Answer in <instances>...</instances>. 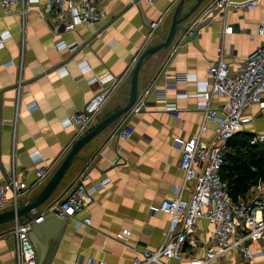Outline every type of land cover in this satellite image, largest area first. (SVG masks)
Segmentation results:
<instances>
[{
	"label": "crops",
	"instance_id": "obj_1",
	"mask_svg": "<svg viewBox=\"0 0 264 264\" xmlns=\"http://www.w3.org/2000/svg\"><path fill=\"white\" fill-rule=\"evenodd\" d=\"M134 1L96 0L106 16L97 23L78 25L69 31L48 9V0H28L23 34L17 13L20 5L15 4L16 13L9 15L0 8V32L10 33L0 47V183L13 172L29 186L27 197L32 196L77 137L125 103L138 55L167 34L179 0ZM210 1L203 4L202 13ZM193 3L194 0L184 1L179 15ZM205 16L208 18L200 22L196 35L186 38L185 29H177L170 44L142 63L136 100L144 101L143 108L123 113L77 151L53 190V197L58 198L80 177L87 186L106 176L110 180L93 193L90 203L67 217L47 264H129L142 249H154L162 243L169 214L152 211L150 205L172 197L173 186L183 180L179 167L181 151L174 146V137L193 135L203 120L192 95L195 81L190 77H207V68L220 53L235 72L262 41V36L255 33L258 23H264L262 4L242 11L228 7L224 12L211 11ZM197 21L188 18L182 23L198 26ZM71 43H76L75 49L67 47ZM80 61L89 68L82 71ZM61 64L66 65L67 71L57 74L55 68ZM107 75L111 78L104 83L98 81ZM180 92L188 95H177ZM96 93H104L105 99L84 132L77 133L75 127L61 124L67 114L82 108ZM32 96L37 106L29 108ZM224 100L215 94L210 106L219 107ZM169 103L179 107L182 120L166 110ZM246 113L253 117L242 131L263 132L264 107L252 104ZM204 123L207 136L214 122L205 119ZM233 148L226 143L225 150ZM37 155L40 160L34 162L33 156ZM42 164L49 165V174L40 183H33L35 169ZM253 190L264 197V178L258 176L242 197L247 199ZM183 194L188 195V190ZM54 200L46 202L40 211ZM86 217L90 219L88 224L77 221ZM14 225L13 220L0 223V264H17ZM124 228L129 233L117 237ZM211 229L207 219H198L192 235L196 243L184 247L182 258L168 262L191 264L193 257L203 254L200 239L209 235ZM247 244L251 249L258 246L256 241ZM209 264H264V257L243 261L232 250Z\"/></svg>",
	"mask_w": 264,
	"mask_h": 264
},
{
	"label": "built area",
	"instance_id": "obj_2",
	"mask_svg": "<svg viewBox=\"0 0 264 264\" xmlns=\"http://www.w3.org/2000/svg\"><path fill=\"white\" fill-rule=\"evenodd\" d=\"M27 1L0 0V8L4 15L15 14L13 6L20 5L17 13L20 15L21 34L25 29L23 16L27 9ZM257 4L264 7V0H211L204 13H210L213 9L224 12L228 7L236 11L248 10ZM48 9L53 12L60 25L69 31L78 25L97 23L106 16V11L97 6L96 0H48ZM151 25L154 26L155 22ZM194 25H189L185 30V36L193 34ZM242 31L247 32L245 28H242ZM255 33L262 36V41L247 56L239 70L231 71L220 53L218 59L207 68V77L202 79L195 75L190 77L195 81L192 95L197 99L196 107L202 111L203 120L193 135L187 138L179 135L174 137L173 144L181 151L179 167L183 170V180L173 186L172 197L150 205L152 211L169 214L167 231L157 248L142 249L131 258L129 264H170L168 260L182 258L184 247L196 243L192 235L195 223L200 218L207 219L212 229L209 235L200 239L203 254L193 257L191 264H209L232 250H236L243 261L264 257V197L253 190L247 199L242 196L234 199L230 195L227 181L221 176L227 140L252 120L253 116L246 113V109L252 104L264 107V23H258ZM9 35V32H0V47L4 45ZM76 46V43L67 44L69 49H75ZM83 62L80 61L79 65L82 71H85L89 65ZM55 71L57 74H64L67 71L66 65L57 66ZM109 78L111 76L107 75L98 81L104 83ZM215 94L225 98L219 107L210 106V99ZM177 95L188 94L180 92ZM104 99V93H96L82 108L67 114L61 124L64 127H75L77 133L84 132L92 123ZM36 106L37 103L32 96L28 107ZM143 106V100H135L128 111L135 113ZM166 110L182 120L181 110L175 103L167 104ZM205 119L214 122V127L207 136H204L207 129ZM250 143L262 146L264 163V131L253 133ZM39 160V155L33 156L34 162ZM48 174V164L38 165L33 183H40ZM109 180L110 178L106 176L87 186L82 177L78 178L33 221L41 220L42 214L46 211L65 217L74 216L93 200V193ZM189 181L193 183L189 184ZM28 187L18 180L13 172L6 176L0 183V210L7 205L15 206L18 201L26 198ZM185 189L188 190V195L183 194ZM31 221L26 219L22 222L14 221L17 264H36V252L27 234ZM77 221L88 224L90 219L86 217ZM128 233L129 229L124 228L116 236L122 238ZM249 241H256L257 248L251 249L247 244Z\"/></svg>",
	"mask_w": 264,
	"mask_h": 264
},
{
	"label": "water",
	"instance_id": "obj_3",
	"mask_svg": "<svg viewBox=\"0 0 264 264\" xmlns=\"http://www.w3.org/2000/svg\"><path fill=\"white\" fill-rule=\"evenodd\" d=\"M184 1L186 0L178 1L167 34L165 36L162 35L160 41L146 47L138 55L130 76V88L125 103L99 119L91 128L77 137L59 165L35 194L21 199L15 206L0 210V223L11 220L21 222L25 219L32 220L31 226L27 230V234L36 252V264H47L50 260L67 217L60 216L52 211H46L42 214V219L38 222L33 221V219L41 216L39 206L52 194L58 182L76 156L77 151L106 125L131 108L137 98V75L140 66L155 51L170 44L177 29L186 30L189 27V23H182V21L188 18H194V20H198L197 22H199L198 26H193V34L186 35V38H189L197 34L200 22L202 24V22L208 18V16H205L206 14L203 15L204 13H202L204 9H201L207 0H194L193 5L183 15H179L180 8ZM215 12H217L216 9H213L212 13ZM203 16L205 17L201 19Z\"/></svg>",
	"mask_w": 264,
	"mask_h": 264
},
{
	"label": "trees",
	"instance_id": "obj_4",
	"mask_svg": "<svg viewBox=\"0 0 264 264\" xmlns=\"http://www.w3.org/2000/svg\"><path fill=\"white\" fill-rule=\"evenodd\" d=\"M251 135L239 130L226 142L235 148L225 150L221 176L227 181L234 199L243 196L258 176L264 178L263 149L260 144L250 143ZM251 165L254 169H250Z\"/></svg>",
	"mask_w": 264,
	"mask_h": 264
},
{
	"label": "rangeland",
	"instance_id": "obj_5",
	"mask_svg": "<svg viewBox=\"0 0 264 264\" xmlns=\"http://www.w3.org/2000/svg\"><path fill=\"white\" fill-rule=\"evenodd\" d=\"M51 195L48 197V199L43 204H41L39 206L40 208H42L43 206H45L46 205V202H49L50 200H54L58 196V195H56L55 197H53V195L52 196Z\"/></svg>",
	"mask_w": 264,
	"mask_h": 264
}]
</instances>
